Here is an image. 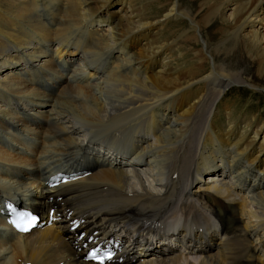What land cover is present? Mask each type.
Returning <instances> with one entry per match:
<instances>
[{"label":"bare ground","instance_id":"obj_1","mask_svg":"<svg viewBox=\"0 0 264 264\" xmlns=\"http://www.w3.org/2000/svg\"><path fill=\"white\" fill-rule=\"evenodd\" d=\"M114 1L0 0V209L10 198L43 217L67 209L86 230L119 223L137 241L167 237L139 253L133 239L128 264H264V126L249 137L263 116L246 113L244 130L235 101H221L230 86L256 85L247 70L216 62L202 38L203 30L217 35L221 5L200 0L191 15L180 1L161 4L166 16L190 19L205 50L186 69H170L147 41L142 10L122 0L129 15H117L108 10ZM226 2L235 8L221 31L236 44L250 29L245 50L264 56V28L252 25L264 21V0ZM30 112L42 126L28 125ZM222 112L228 124L217 128ZM76 167L92 173L42 190L48 175ZM65 215L25 236L8 235L0 216V264H86Z\"/></svg>","mask_w":264,"mask_h":264},{"label":"rangeland","instance_id":"obj_2","mask_svg":"<svg viewBox=\"0 0 264 264\" xmlns=\"http://www.w3.org/2000/svg\"><path fill=\"white\" fill-rule=\"evenodd\" d=\"M125 1H131L130 8L135 10V7H133V5H135L138 14L140 10H142V22L145 21V23H147V25L145 26L147 31V41H152L153 39H155V45L161 48L160 51L162 52L158 55V58H160V64H162V60L166 58L163 63L166 64L170 69H186L187 66L192 63V60L196 61V58L193 55L199 49H203L205 53L204 44L202 43L201 38L197 36V31H195L196 37L198 38L197 42L195 43V41L192 40V33L195 34V32L191 29V22L189 18L185 16H180L177 18L173 17V15L166 16L167 11H161V4L165 1L171 0ZM173 1H180L183 4L184 12L191 15H195L200 4V0H194L192 2H190L189 0ZM215 4L221 5L219 15L217 16L218 33L214 37L207 33L208 36L206 37V34L203 30L202 38L204 40L208 39L210 47H212V49H215H213V51L216 52V62L218 61V63L220 64H225L226 68L233 72H236L238 70H247L248 72H246L245 74L246 78L250 80V83L256 85L253 88H251V86L249 85L230 86L228 88V91L226 92V95L221 100L224 104H231L235 101V104H233L232 107L233 120L238 119L235 125H239L241 123L240 118L245 117L246 113H248L250 118L257 115L263 116L260 120H258L260 122H263L261 124L252 125V132H248L250 134L249 137H252V133L254 130H256V128L264 126V92L263 88L259 87L261 83L258 80L259 77L264 79V56L262 55L259 48L253 52H250V50H245V46L251 48L250 44L245 43V35L250 32V29H247L241 34V37L239 38V40H237L236 44H234L232 40H229V35L226 31H221V28L225 25V23L228 22V14L230 13V11H233L235 6L232 5L233 3H225V0H215ZM120 7H123L122 0H115L108 10H115L117 12V15H119L121 12L122 14L126 13V16H128L129 10L125 9L126 11H121L119 10ZM261 18L262 17L259 16V18L257 19H252L253 29H258L261 31L262 28H264V21H262ZM127 19L128 18H126L125 21H127ZM197 19L199 21L200 17ZM223 42L224 44L221 45ZM219 45L221 46L216 50L215 47H218ZM138 46L140 45H137V47ZM235 53H237L238 58L232 59V55ZM207 59L211 61V58L208 56ZM209 65L211 66V62ZM225 114L227 113L222 112V114L219 115V118L216 122L217 128H219L218 123L221 126H227L228 123ZM239 127H244V130H246V127L243 124L239 125ZM242 128L241 130L244 131ZM260 136H262V134ZM257 140L261 141V137L259 138L258 136ZM257 151L255 152V154L257 153ZM211 175L212 174H205L202 179L206 181L207 178ZM149 186L151 185L149 184Z\"/></svg>","mask_w":264,"mask_h":264},{"label":"snow or ice","instance_id":"obj_3","mask_svg":"<svg viewBox=\"0 0 264 264\" xmlns=\"http://www.w3.org/2000/svg\"><path fill=\"white\" fill-rule=\"evenodd\" d=\"M25 219H27L30 223H34V218H32V217H27L26 214H21V221H23V220H25ZM18 226H19V224H18ZM21 230L26 231L27 228H22ZM90 258H91V259H100L101 264H103V259H104V257L98 258V257L96 256L95 252H93V253L90 255ZM106 258L110 259V258H111V255L109 254L108 257H106Z\"/></svg>","mask_w":264,"mask_h":264}]
</instances>
